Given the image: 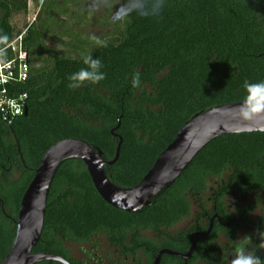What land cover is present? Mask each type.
<instances>
[{"label":"trees","instance_id":"16d2710c","mask_svg":"<svg viewBox=\"0 0 264 264\" xmlns=\"http://www.w3.org/2000/svg\"><path fill=\"white\" fill-rule=\"evenodd\" d=\"M28 1L0 0V49L24 30L17 31L12 19L28 11ZM126 3L110 8L104 20L109 26L115 18L114 29L97 42L62 21L73 18L65 15L69 9L86 19L89 4L83 0H44L25 27L32 68L19 90L29 94L28 113L10 126L0 119V261L13 246L22 196L43 154L58 141L80 139L112 161L122 138L117 162L105 171L117 186L131 188L197 113L264 95L250 97L245 88L246 82H264V0H166L156 17L125 16ZM48 40L67 50L58 51ZM85 56L100 59L105 79L70 89L68 77L86 67ZM136 73L141 84L133 88ZM240 199L238 217H254L264 233V132L211 141L175 183L137 213L108 204L83 161L69 160L52 182L34 251L71 264H152L164 248L186 253L193 232L206 230L214 214L235 217L226 206ZM184 221L188 227L173 230ZM232 228L216 225L209 237L196 238L187 262L164 255L161 264H226L220 255L225 247L213 242L218 232L230 234ZM260 237L253 254L264 259ZM69 242L88 246L82 258L71 255Z\"/></svg>","mask_w":264,"mask_h":264},{"label":"water","instance_id":"95a60500","mask_svg":"<svg viewBox=\"0 0 264 264\" xmlns=\"http://www.w3.org/2000/svg\"><path fill=\"white\" fill-rule=\"evenodd\" d=\"M28 108L25 109V114ZM264 132V95L235 103H227L197 113L186 122L175 139L159 154L152 168L141 181L131 188L120 187L108 177L105 167L117 162L122 138L112 161H106L103 152L76 138L60 140L44 154L35 176L24 192L17 218V230L13 246L0 264H37L56 261L71 264L67 259L46 252H35L44 230L48 195L54 177L62 163L81 160L85 164L99 195L116 209L137 213L151 200L176 182L193 159L211 141L225 135ZM117 135V134H115ZM207 232L191 235L187 253L168 248L161 249L153 264H161L164 255L179 257L187 262L196 249L197 235L210 234L213 220ZM229 221L225 226H229Z\"/></svg>","mask_w":264,"mask_h":264},{"label":"rangeland","instance_id":"374dc122","mask_svg":"<svg viewBox=\"0 0 264 264\" xmlns=\"http://www.w3.org/2000/svg\"><path fill=\"white\" fill-rule=\"evenodd\" d=\"M44 0H29L28 1V11L26 13L21 12L19 14H16L12 19V24L15 27V29L23 30L25 29L28 24H31L33 21H35L37 13L40 10V7L42 5ZM85 3L88 2L89 9L88 14L86 16V19H80V16H78L77 11L73 10V13H71V9H69V13L65 15H71L73 18H69L67 16L62 17V21H66L69 25H72L71 29L75 32H80L81 35L84 38H90V41L97 42L102 40L103 38H108L107 35H109L113 29L114 24L113 21L115 18L110 19L112 22L109 26H107L106 20L104 18L109 15L108 11L110 8H113L115 6H119L122 4L123 0H83ZM79 22V23H78ZM58 32H64V28H57ZM107 36V37H105ZM94 39V40H93ZM65 41H68V39H64ZM63 40V41H64ZM48 45L54 46L58 51L64 52L67 50L63 45L64 43H58L57 41L53 42L52 40L47 41ZM21 188L18 186L15 192V195L13 199H11L10 207L13 208L16 205V201L18 198V195L20 193ZM188 221L181 222L180 224L176 225L173 229L174 231L181 230L184 227H188ZM104 238H101L103 241ZM68 248L71 252V255L75 258H82L83 254L82 251L84 249L88 248V246L80 245L78 243H71L69 242ZM197 264H202L201 261H199Z\"/></svg>","mask_w":264,"mask_h":264},{"label":"built area","instance_id":"2783aa9c","mask_svg":"<svg viewBox=\"0 0 264 264\" xmlns=\"http://www.w3.org/2000/svg\"><path fill=\"white\" fill-rule=\"evenodd\" d=\"M27 28L0 49V119L10 126L25 114L29 94L19 85L29 81L32 64L24 40Z\"/></svg>","mask_w":264,"mask_h":264},{"label":"clouds","instance_id":"9594fccd","mask_svg":"<svg viewBox=\"0 0 264 264\" xmlns=\"http://www.w3.org/2000/svg\"><path fill=\"white\" fill-rule=\"evenodd\" d=\"M166 0H127L123 8V15L130 16L132 14L141 17H156L159 16L165 7ZM2 39V37H0ZM83 63L86 67L81 68L79 71L72 73L68 77V87L70 89H78L86 82L91 84H98L105 79V73L101 70L103 65L98 58L92 56H85ZM133 88L140 87L141 80L139 73H136L131 80ZM245 88L252 94H264V82L261 83H245ZM264 236V233H261ZM233 264H264V259L252 252L241 251L238 253Z\"/></svg>","mask_w":264,"mask_h":264},{"label":"flooded vegetation","instance_id":"af4514ba","mask_svg":"<svg viewBox=\"0 0 264 264\" xmlns=\"http://www.w3.org/2000/svg\"><path fill=\"white\" fill-rule=\"evenodd\" d=\"M231 202L227 204L226 208L229 210V212L232 214V216H235V217L223 220V218H221L218 214H214L211 217L209 224H208V228L206 230L193 232V234L194 233H205V232H207L210 225H211L212 219L214 217H215V219L213 220L212 231L214 230L216 225H219L220 227H222L224 229L225 228L226 229L231 228L234 226V228H232V230H230V234L224 232L223 230H222V232L221 231L218 232V236H216V239L213 242V245L218 247V248L220 246L225 247L221 251L220 255L222 257V260L226 264H233V260H234L235 256L238 253H240L241 251H245V252L250 251V252L254 253L255 249L258 246L259 239L261 240L260 236H261V232H262L258 223L256 221H254L255 220L254 217H251V219L253 221L246 220L242 217H238L237 209H238L239 205L244 203V201L242 199L237 200V201H231ZM229 221H236V222H232L229 226H225V224ZM212 231L210 232V234H207V235H203V234L197 235L195 237V240H196V238H200V237H204V238L209 237L211 235ZM196 248H197V246H196ZM203 250L205 252L207 251L205 248H203ZM97 256L101 257V256H99L98 253H97ZM97 256L94 259H97L98 258ZM165 256H170V255H165ZM176 258H179V257H176Z\"/></svg>","mask_w":264,"mask_h":264}]
</instances>
